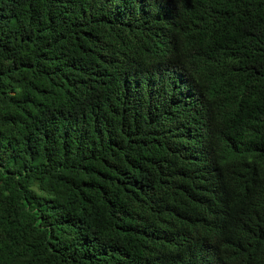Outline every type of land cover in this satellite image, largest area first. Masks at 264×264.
I'll use <instances>...</instances> for the list:
<instances>
[{"label": "trees", "instance_id": "16d2710c", "mask_svg": "<svg viewBox=\"0 0 264 264\" xmlns=\"http://www.w3.org/2000/svg\"><path fill=\"white\" fill-rule=\"evenodd\" d=\"M0 264H264V0H0Z\"/></svg>", "mask_w": 264, "mask_h": 264}, {"label": "clouds", "instance_id": "9594fccd", "mask_svg": "<svg viewBox=\"0 0 264 264\" xmlns=\"http://www.w3.org/2000/svg\"><path fill=\"white\" fill-rule=\"evenodd\" d=\"M246 139L249 141L251 138H249V137H246ZM213 175H214V171H213Z\"/></svg>", "mask_w": 264, "mask_h": 264}]
</instances>
